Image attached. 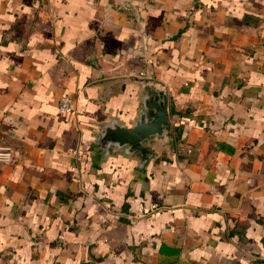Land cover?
<instances>
[{"label":"crops","instance_id":"crops-1","mask_svg":"<svg viewBox=\"0 0 264 264\" xmlns=\"http://www.w3.org/2000/svg\"><path fill=\"white\" fill-rule=\"evenodd\" d=\"M142 78L174 144L104 157ZM0 145V264H264V0H0Z\"/></svg>","mask_w":264,"mask_h":264},{"label":"water","instance_id":"water-1","mask_svg":"<svg viewBox=\"0 0 264 264\" xmlns=\"http://www.w3.org/2000/svg\"><path fill=\"white\" fill-rule=\"evenodd\" d=\"M136 113L130 117L131 124L119 120L116 115L109 116L99 123L100 133L95 134V144L106 157L112 150L120 149L126 155L135 156L142 164L155 153V141L164 140L169 147L174 144L173 136L168 132V93L158 82L140 79Z\"/></svg>","mask_w":264,"mask_h":264},{"label":"built area","instance_id":"built-area-1","mask_svg":"<svg viewBox=\"0 0 264 264\" xmlns=\"http://www.w3.org/2000/svg\"><path fill=\"white\" fill-rule=\"evenodd\" d=\"M144 64L147 63L146 56L141 57ZM140 76H149L145 67L139 71ZM58 109L61 113L71 114L75 110L74 99L68 93L63 94L58 100ZM11 156V151L8 146L0 145V160H7Z\"/></svg>","mask_w":264,"mask_h":264}]
</instances>
